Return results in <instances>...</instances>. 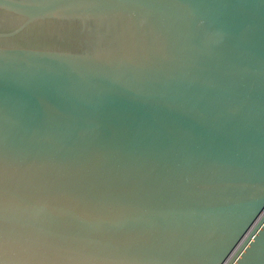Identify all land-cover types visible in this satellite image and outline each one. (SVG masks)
I'll use <instances>...</instances> for the list:
<instances>
[{"label":"water","instance_id":"water-1","mask_svg":"<svg viewBox=\"0 0 264 264\" xmlns=\"http://www.w3.org/2000/svg\"><path fill=\"white\" fill-rule=\"evenodd\" d=\"M0 264H264V0H0Z\"/></svg>","mask_w":264,"mask_h":264}]
</instances>
